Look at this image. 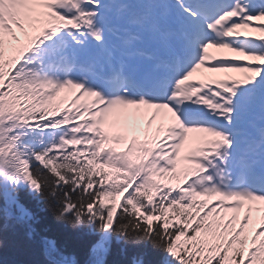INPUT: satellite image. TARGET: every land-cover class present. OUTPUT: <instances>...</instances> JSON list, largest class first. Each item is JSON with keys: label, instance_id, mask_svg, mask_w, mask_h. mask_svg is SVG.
Masks as SVG:
<instances>
[{"label": "snow or ice", "instance_id": "snow-or-ice-1", "mask_svg": "<svg viewBox=\"0 0 264 264\" xmlns=\"http://www.w3.org/2000/svg\"><path fill=\"white\" fill-rule=\"evenodd\" d=\"M0 264H264V0H0Z\"/></svg>", "mask_w": 264, "mask_h": 264}]
</instances>
